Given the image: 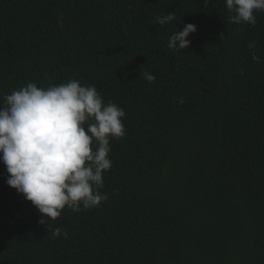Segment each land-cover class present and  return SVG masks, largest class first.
<instances>
[{
	"label": "trees",
	"instance_id": "1",
	"mask_svg": "<svg viewBox=\"0 0 264 264\" xmlns=\"http://www.w3.org/2000/svg\"><path fill=\"white\" fill-rule=\"evenodd\" d=\"M231 15L225 0H0V107L77 79L126 113L109 199L66 208L52 227L67 238L0 161V264H264V12ZM186 24L190 47L170 50Z\"/></svg>",
	"mask_w": 264,
	"mask_h": 264
},
{
	"label": "clouds",
	"instance_id": "2",
	"mask_svg": "<svg viewBox=\"0 0 264 264\" xmlns=\"http://www.w3.org/2000/svg\"><path fill=\"white\" fill-rule=\"evenodd\" d=\"M225 3L233 13L229 21L238 25L254 26L256 13L264 12V0ZM175 19V13H166L157 17L156 23L164 26ZM196 32L195 25H184L169 37L168 48L187 50L189 37ZM248 47L253 49L255 44ZM253 59L258 57L253 54ZM140 73L148 83L156 80L148 71ZM3 100L0 161L8 173L6 183L38 210L41 225L60 236L63 230L52 226L66 208L91 210L109 199L101 189L104 174L112 168L110 141L125 135L126 113L114 102L105 103L94 85L77 79L47 87L28 82ZM63 235L67 238L66 232Z\"/></svg>",
	"mask_w": 264,
	"mask_h": 264
}]
</instances>
